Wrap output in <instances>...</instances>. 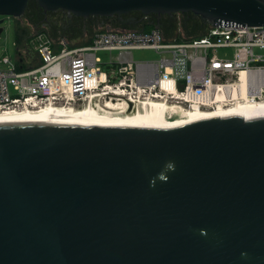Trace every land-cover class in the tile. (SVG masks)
<instances>
[{
    "label": "water",
    "instance_id": "water-1",
    "mask_svg": "<svg viewBox=\"0 0 264 264\" xmlns=\"http://www.w3.org/2000/svg\"><path fill=\"white\" fill-rule=\"evenodd\" d=\"M30 2L84 19L264 27V0H0V17L19 21ZM0 264H264V112L0 122Z\"/></svg>",
    "mask_w": 264,
    "mask_h": 264
},
{
    "label": "built area",
    "instance_id": "built-area-1",
    "mask_svg": "<svg viewBox=\"0 0 264 264\" xmlns=\"http://www.w3.org/2000/svg\"><path fill=\"white\" fill-rule=\"evenodd\" d=\"M39 37H45L40 35ZM185 43H173L155 27L151 31H99L86 47L54 53L41 39L40 65L27 70L0 71V112L56 108L82 109L92 96L115 103L156 100L183 109L215 112L242 101H264V27H212ZM220 49L232 50L231 59ZM136 50H151L160 59L138 62ZM99 51L118 52L108 63ZM10 63L9 58L3 59ZM107 68V69H105ZM243 74L252 77L247 89Z\"/></svg>",
    "mask_w": 264,
    "mask_h": 264
},
{
    "label": "rangeland",
    "instance_id": "rangeland-1",
    "mask_svg": "<svg viewBox=\"0 0 264 264\" xmlns=\"http://www.w3.org/2000/svg\"><path fill=\"white\" fill-rule=\"evenodd\" d=\"M34 3L35 2L31 3L32 5L29 6V11L26 13L25 17L19 21L13 18L0 17V20H4V23L0 25V27L5 29L0 38V71L12 70L13 66H16L18 71L27 70L33 65L35 67L39 66L40 57L37 49L41 43V39L51 41L54 53H60L61 50L66 47L64 44H62V41L66 42L69 48L86 47L92 43L93 36L99 31H127V28H124L121 25L119 26L118 24L119 22L122 23L123 20H127L126 18L122 17H118V20L115 21V24L112 23V21L109 23V20H104L105 18H102L103 20L95 19V21H93L94 25L92 29L86 28L83 25L84 23H81L79 28L74 29L73 27L72 30H66L63 23L61 25L56 24V14L51 15L53 13H49L48 16L50 17V21L45 20L46 17L43 13V10L42 12L37 13V4L35 3V5ZM34 13H36V19L35 21L34 19L31 21L30 16ZM177 18L178 21L182 23L183 16L178 14L176 19ZM156 19L152 17L151 20H144V24L140 28H147V32H149L152 30L148 26L149 22H151L150 24L154 27L159 25V23L162 25L168 23V21H163L164 19L161 17H157ZM18 23L27 33L22 44L17 43ZM167 33L172 36L168 37L167 41L173 43L189 42L194 39L196 35L198 36V34L194 32H192L190 35V33L187 32L181 26V24L176 25L174 28L169 26V28H167ZM40 35H44L45 37H39ZM254 52L256 55L264 56V48H256ZM117 54L118 52H97V56L101 58L104 63L110 62L111 58ZM218 55L221 58L231 59L233 53L230 49H220L218 51ZM133 57L138 62H151L160 59V55L151 50H136L133 52ZM4 58H9L10 63H4ZM21 59L23 62L20 61Z\"/></svg>",
    "mask_w": 264,
    "mask_h": 264
},
{
    "label": "bare ground",
    "instance_id": "bare-ground-1",
    "mask_svg": "<svg viewBox=\"0 0 264 264\" xmlns=\"http://www.w3.org/2000/svg\"><path fill=\"white\" fill-rule=\"evenodd\" d=\"M252 79L249 74H243L241 86L247 89ZM264 112V101H242L229 107L219 106L215 112L201 109L191 110L172 106L152 99L139 100L134 104L115 103L103 100L98 96H92L89 103L82 109L56 108L46 106L40 109H22L0 112V122L19 120H61V121H82L102 122L124 126L142 125H171L195 123L211 118L230 116H242L246 114Z\"/></svg>",
    "mask_w": 264,
    "mask_h": 264
},
{
    "label": "trees",
    "instance_id": "trees-1",
    "mask_svg": "<svg viewBox=\"0 0 264 264\" xmlns=\"http://www.w3.org/2000/svg\"><path fill=\"white\" fill-rule=\"evenodd\" d=\"M32 2H30L29 6H31ZM35 4V3H34ZM36 5V4H35ZM36 10L37 13L38 12H42V9H40L37 5H36ZM183 16V21L182 23L178 21V18L176 19L177 15H173V16H161L162 19H164L163 21H168V23L162 25L161 23H159V25L155 26L158 27L166 36V39L168 37H172L170 36L169 33H167V28H169V26L171 27H175L178 24H181V26L190 33L194 32L197 33L198 36L196 35V37L194 39H199L202 38L201 36L209 29V25L207 23H205L200 17L195 16L194 14H181ZM154 17L155 19L158 16H150L148 18H144L143 15L139 14V13H132L130 15L127 16H123L122 18H126V19H133L129 24H123V23H118L119 26L121 25L124 28H127V30H134V31H147V28H140L143 24H144V20H151V18ZM186 17V18H185ZM31 21H35L36 19V13L32 14L30 16ZM118 18V17H115ZM160 18V17H158ZM161 19V20H162ZM118 20V19H117ZM157 20V19H156ZM159 20V19H158ZM162 22V21H161ZM151 22H149L150 24ZM150 29L155 28L154 26H152L151 24L149 25ZM164 26V27H163ZM136 29H140V30H136ZM201 33V34H200ZM27 35L26 31L21 27V25L18 23V29H17V43L18 44H22L24 37ZM192 39V40H194ZM90 44V43H89ZM22 60V59H21ZM20 60V61H21ZM23 62V61H22Z\"/></svg>",
    "mask_w": 264,
    "mask_h": 264
},
{
    "label": "flooded vegetation",
    "instance_id": "flooded-vegetation-1",
    "mask_svg": "<svg viewBox=\"0 0 264 264\" xmlns=\"http://www.w3.org/2000/svg\"><path fill=\"white\" fill-rule=\"evenodd\" d=\"M44 14H45V17H46L45 20L50 21L49 20L50 17L48 16L49 13H44ZM55 14L57 15V17H56V24H60L61 25L63 23L66 30L67 29L68 30L69 29L72 30L73 27H74V29L75 28H79L81 26V23H84L83 25L86 28L92 29L93 28V25H94L93 21H95V19H99V20L102 19V18H88V19H84V18H79V17L73 16V15H71L69 13H66V12H62V11L55 12V13H53L51 15H55ZM60 14H62V15H60ZM104 20H109V23H111V21H112V23L115 24V21H117V18H111V19H106L105 18ZM62 29H63V27H62Z\"/></svg>",
    "mask_w": 264,
    "mask_h": 264
}]
</instances>
